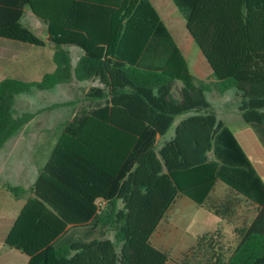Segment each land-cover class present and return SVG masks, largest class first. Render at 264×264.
<instances>
[{"label": "trees", "instance_id": "obj_1", "mask_svg": "<svg viewBox=\"0 0 264 264\" xmlns=\"http://www.w3.org/2000/svg\"><path fill=\"white\" fill-rule=\"evenodd\" d=\"M170 1L210 64L207 79L194 75L150 0H0V37L44 46L22 24L30 10L55 65L39 80H0V148L35 116L13 113L16 95L92 82L86 106L54 127L33 182L0 184L24 199L4 244L26 264H165L171 258L150 238L174 197L202 206L217 181L257 207L217 261L264 264V181L207 99L234 90L264 149V0Z\"/></svg>", "mask_w": 264, "mask_h": 264}, {"label": "crops", "instance_id": "obj_2", "mask_svg": "<svg viewBox=\"0 0 264 264\" xmlns=\"http://www.w3.org/2000/svg\"><path fill=\"white\" fill-rule=\"evenodd\" d=\"M151 1L152 0H150V2ZM157 12L159 13V11ZM161 19L170 32V29H176L175 24L172 25L165 22L162 17ZM22 24L31 29L33 32L35 27V30H39V35L37 36L45 42H48L49 37L46 32L45 25L42 22L40 23L30 10L25 11L22 18ZM186 31L191 38V43L187 37L178 33V37L187 44L186 50H183L180 46V50L184 52H187L190 46L194 43V40L187 29ZM171 34L173 35L172 32ZM173 37L176 41L174 35ZM176 43L179 46L177 41ZM40 53H42L41 50L36 52L34 51V45L0 37V80L12 77L25 81H32V78H34V67L39 65V63H44L43 61H39V58L43 56ZM199 53L200 56L195 61L194 70H191L196 77L200 79H207L210 77L212 69L200 49ZM47 65L49 66L48 68H51V70L55 67L54 62H52V64H49L48 62ZM227 91H229L228 93L233 94L234 99L233 101L225 100L223 102V109L221 111L222 114L217 113L213 106L212 108L216 112L218 118L224 121V123L232 129L237 141L248 155L257 172L264 181V149L255 133L244 122L241 115L238 113V97L235 95L234 90ZM209 93H207V95ZM223 93H219V95H222ZM228 102L231 105L233 104L231 109L228 107ZM235 113L238 115L239 122L236 123L237 127L234 129L232 127V122L234 120L233 116ZM178 117H180V120L185 117V115ZM172 133H166V135L162 137L163 140L169 138ZM231 197L242 201L244 204L249 203L251 205L250 207L254 210L246 212V210L239 206L237 202L231 200ZM209 201H212L215 205L222 206V212L217 213L209 207ZM23 204V198H12L9 192H0V238L1 240L3 239V242ZM256 208L255 204L234 193L221 181H217L213 185L204 202V205L202 206L196 204L184 195L177 194L174 197L168 211L157 225L156 230L151 235L150 241L155 248L166 253L171 258L165 264H222L225 257L222 256L218 262L216 256L224 253L225 247L228 246L227 238L232 232H235V228L239 227L238 224H235L237 218L242 217V215L243 217H248L250 215V222L256 214ZM13 258V264H26L28 261V257L26 255L24 260L17 259L16 255H14Z\"/></svg>", "mask_w": 264, "mask_h": 264}, {"label": "rangeland", "instance_id": "obj_3", "mask_svg": "<svg viewBox=\"0 0 264 264\" xmlns=\"http://www.w3.org/2000/svg\"><path fill=\"white\" fill-rule=\"evenodd\" d=\"M151 2L155 9L159 11L165 22L172 25L175 24L176 29L170 30L175 36L176 41L179 44V48L181 46L183 50H186L187 44L178 37V33L187 37V39L190 40V43L191 38L185 29L184 20L177 13L171 1L152 0ZM34 33L39 35V30H35V27ZM40 50L42 51L40 54L43 56L39 58V61H43L44 63H39V65L34 67V78H32V81L39 80L41 79L43 73L52 71L47 65L48 62L49 64H52L53 62L52 45L48 42H46L44 46L34 45L35 52ZM69 50L73 57V61L75 62L78 56V50L73 46L69 47ZM182 53L186 57L191 69L194 70L195 61L200 56L197 45L193 43L187 52L182 51ZM91 84L92 82H78L73 79L68 83L58 84L49 90L32 91L15 96L13 113L19 114L23 111H32L35 112V116L17 134L8 139L0 148V184L7 182L27 187L33 182L40 166L43 165L49 150L54 143V127L57 124L71 118L73 114L77 113L82 106H86L87 101L84 100V93ZM226 92L219 95L217 91L213 90V92L207 95L208 100L217 113L222 114V105L225 100L233 101L234 99L232 93H228L229 91ZM228 104V107L231 109L233 104L231 105L229 102ZM179 118L180 117L175 119L167 134H171L173 132V128L179 121ZM233 119L232 127L235 129V127H237L236 123L239 122L237 113H235ZM162 141L163 138L159 137L157 145H160ZM231 200L237 202V204L243 207L246 212L254 210L250 207L251 205L249 203L244 204L242 201L237 200L234 197H231ZM208 203L210 205L209 207H211L215 212H222V206L215 205L212 201H209ZM249 219L250 215L248 217H243L242 215V217L237 218L235 224H238L239 227H243L247 225ZM227 239L228 246L225 247V251L223 253L226 256L233 249L238 236L235 232H232ZM14 255H16L19 260H24L25 258L23 253L8 247L4 244L3 239L1 240L0 238V264H13Z\"/></svg>", "mask_w": 264, "mask_h": 264}, {"label": "water", "instance_id": "obj_4", "mask_svg": "<svg viewBox=\"0 0 264 264\" xmlns=\"http://www.w3.org/2000/svg\"><path fill=\"white\" fill-rule=\"evenodd\" d=\"M48 37H49V35H48Z\"/></svg>", "mask_w": 264, "mask_h": 264}]
</instances>
